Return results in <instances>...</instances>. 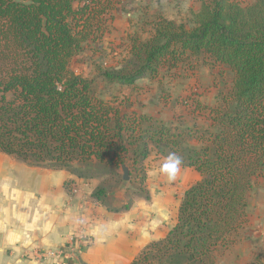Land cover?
<instances>
[{
  "label": "trees",
  "instance_id": "1",
  "mask_svg": "<svg viewBox=\"0 0 264 264\" xmlns=\"http://www.w3.org/2000/svg\"><path fill=\"white\" fill-rule=\"evenodd\" d=\"M118 2L0 0V153L79 179L96 169L119 182L126 166L129 178L139 175L145 199L150 153L178 154L199 180L184 191L165 237L130 264H216L240 240L249 193L264 180V0H199L189 25L158 17L147 39L130 38L116 67L98 69L106 83L134 87L191 61L226 67L230 89L221 104L204 108L202 130L140 113L125 94L104 99L70 72L71 60L109 32ZM102 195L92 193L104 204Z\"/></svg>",
  "mask_w": 264,
  "mask_h": 264
},
{
  "label": "rangeland",
  "instance_id": "2",
  "mask_svg": "<svg viewBox=\"0 0 264 264\" xmlns=\"http://www.w3.org/2000/svg\"><path fill=\"white\" fill-rule=\"evenodd\" d=\"M237 1L243 5L254 2V0ZM116 6L114 23L109 32H106L100 41L86 46L84 52L71 60L70 72L91 81L96 92L104 99H117L125 94L136 108H143L147 113H153L155 117L157 115V119L166 124L198 130L207 128L209 121L202 115L204 108L221 104L222 97L227 95L231 86L232 73L224 66L212 67L191 61L188 64L194 69L182 65L168 73L162 71L156 80L137 81L134 87L108 84L98 75V69L116 67L127 56L130 38L147 39L158 17L176 24L194 23L200 11L199 0H119ZM197 103L203 107L202 110L199 107L195 109ZM183 145L197 146L192 141H185ZM163 160L164 157L152 151L144 163L148 199L144 198V193L142 196L138 195L143 191L139 188V175L134 173L130 174L128 181H123L120 171V181L117 182L116 178L98 175L96 169L92 171L88 169L93 177L80 180L94 185L92 193L101 190L104 206L111 211L120 209L130 202L128 209L136 207L140 212L147 211L145 218L153 220L161 215V212L157 214L154 211L158 209V204L163 203L165 226L171 228L175 223L177 208L187 186L181 183L180 176L169 182L160 174L159 168ZM67 185L70 189L76 186L69 182ZM247 214L249 220L240 237L248 231L246 238L250 241L256 240L257 247H260L254 248L258 251L253 252L254 257H251L249 264H264L263 250H260L264 245L262 242L264 241V180L262 179L254 182L249 193ZM135 218L136 221L144 219L138 215ZM221 256L219 255L217 260L221 259ZM241 264H244V260H241Z\"/></svg>",
  "mask_w": 264,
  "mask_h": 264
},
{
  "label": "crops",
  "instance_id": "3",
  "mask_svg": "<svg viewBox=\"0 0 264 264\" xmlns=\"http://www.w3.org/2000/svg\"><path fill=\"white\" fill-rule=\"evenodd\" d=\"M133 109L158 117L134 105ZM182 169L177 176L188 189L199 175L193 169ZM70 181L75 188L65 189ZM93 189L92 183L65 170L31 167L0 153V264H56L36 260L34 251L59 249L71 234L84 236L87 242L66 264H130L147 245L164 238L170 230L165 226L163 203L153 209L161 215L148 220L147 211L136 207L109 210L92 197ZM137 215L144 219L136 221ZM247 235L248 231L220 254L216 264H241V260L249 264L253 252L258 251L254 248L260 247ZM260 250L264 256V245Z\"/></svg>",
  "mask_w": 264,
  "mask_h": 264
},
{
  "label": "built area",
  "instance_id": "4",
  "mask_svg": "<svg viewBox=\"0 0 264 264\" xmlns=\"http://www.w3.org/2000/svg\"><path fill=\"white\" fill-rule=\"evenodd\" d=\"M87 239L84 236H77L75 234L68 235L67 243L65 246L59 249L51 250H40L36 249L34 251V256L36 260L40 262L53 261L56 264H66L73 254L79 253L80 247L86 244Z\"/></svg>",
  "mask_w": 264,
  "mask_h": 264
},
{
  "label": "clouds",
  "instance_id": "5",
  "mask_svg": "<svg viewBox=\"0 0 264 264\" xmlns=\"http://www.w3.org/2000/svg\"><path fill=\"white\" fill-rule=\"evenodd\" d=\"M183 164L182 158L176 153H169L160 165L159 172L167 178L169 182L176 179Z\"/></svg>",
  "mask_w": 264,
  "mask_h": 264
},
{
  "label": "water",
  "instance_id": "6",
  "mask_svg": "<svg viewBox=\"0 0 264 264\" xmlns=\"http://www.w3.org/2000/svg\"><path fill=\"white\" fill-rule=\"evenodd\" d=\"M121 173H122V180L128 181L129 180V170L126 166L121 167Z\"/></svg>",
  "mask_w": 264,
  "mask_h": 264
}]
</instances>
